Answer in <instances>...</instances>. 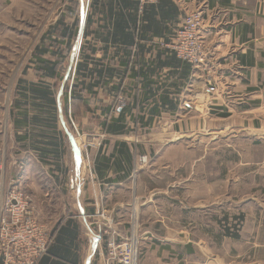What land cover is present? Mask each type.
Here are the masks:
<instances>
[{"label": "crops", "instance_id": "crops-1", "mask_svg": "<svg viewBox=\"0 0 264 264\" xmlns=\"http://www.w3.org/2000/svg\"><path fill=\"white\" fill-rule=\"evenodd\" d=\"M77 1L80 35L76 55L87 41L97 49L95 57L107 54L105 63H120L121 70L125 69L122 64L128 63V71L120 74V95L130 104L135 98L138 103L132 115H124L123 128L116 134L105 131L100 123L106 117L110 119L104 110L115 100L107 86L85 91L89 103L75 114L78 123L72 116L71 98L65 107L66 93L62 96L59 90L54 95L56 120L42 112L44 107L24 103L13 106L11 135L5 136L0 153V174L6 189L20 188L31 198L32 209L48 228L50 244L60 222L77 220L82 230L79 264L83 263L84 233L90 236L84 264H93L100 234L89 219L106 212L118 233L120 223H130L127 218L120 222V210H135L136 195L120 202V189L133 192L138 153L149 156L141 136L150 144L171 140L173 135L180 139L188 128L190 110L208 111L217 122L227 120V128L264 129V0H158L143 5L138 0ZM192 9L203 11L202 36L214 52L218 86L214 95L207 92L202 70L179 58L172 49L177 30ZM119 13L120 34L130 36L131 42L125 36L115 42L103 38L117 30ZM88 19L90 33L85 37ZM116 50L120 55L109 62ZM17 98L16 94L14 100ZM224 112L228 115H222ZM20 113L27 114L28 123L15 126ZM112 114L116 117L119 111L114 107ZM199 122L203 124V120ZM143 129L149 132L142 135L139 130ZM80 138L85 151L81 145L78 153ZM120 149L128 150L130 155L129 163L124 162L122 167ZM167 149L165 156L170 151ZM84 166L87 171L82 177ZM69 193L73 195L74 210L69 207L65 216L60 209H66ZM0 264H4L1 256Z\"/></svg>", "mask_w": 264, "mask_h": 264}, {"label": "rangeland", "instance_id": "rangeland-1", "mask_svg": "<svg viewBox=\"0 0 264 264\" xmlns=\"http://www.w3.org/2000/svg\"><path fill=\"white\" fill-rule=\"evenodd\" d=\"M78 8L77 0H0V153L5 136L11 135L18 82L41 79L32 62L36 46L62 15L72 22ZM48 44L44 46L56 52ZM52 53L46 56L58 60L62 73L73 68L75 50L66 48L59 54L63 59ZM49 81L57 83L62 96L73 82ZM77 113L81 111L73 107L78 123ZM212 116L190 110L180 139L173 135L150 144L141 136L148 160L137 163L133 192L120 189V202L136 195L135 210H120V222L130 220L120 223V236L108 213L89 219L101 237L93 264H123L108 254L110 239L133 240V264H264V129L227 128V120L217 122ZM78 145V153L81 145L85 151L81 138ZM68 195L66 209H60L65 216L74 210L73 195ZM84 236L82 264L90 249V236Z\"/></svg>", "mask_w": 264, "mask_h": 264}, {"label": "trees", "instance_id": "trees-1", "mask_svg": "<svg viewBox=\"0 0 264 264\" xmlns=\"http://www.w3.org/2000/svg\"><path fill=\"white\" fill-rule=\"evenodd\" d=\"M89 23L90 21L88 19L87 27L84 31L85 37L90 33L88 31ZM116 26L117 30L103 37L104 40L108 41L112 39V41L115 42L120 39V36H125L129 38L131 42L132 39L130 36L120 34V13L116 19ZM79 35L78 10L75 11L72 22L68 21L67 16L62 15L58 21L43 34L42 43L36 46L32 57V62L37 65L41 73V79L37 82H27L24 79H20L16 87L18 98L15 100L14 106L18 107L24 103L25 105L31 104L41 108L44 107L42 112L51 114L54 120H56L57 105L54 95L57 83H51L49 81L50 79L58 81L67 78V80H73L66 93L65 107L68 106V97H70L71 105L81 110L83 106L89 103L88 98L85 96V91L92 92L95 87L107 86L110 94H113L115 97L120 95V74H124L128 71V63L122 64L121 67L125 68L124 70L120 69V63H105L107 54L102 58L95 57L97 49L94 48L91 43L89 44V42L84 41L79 49L78 55H76L73 68H67L64 73L57 68L58 60H53L46 56L52 52L47 46H44L45 42H49L48 46L53 45L57 49L56 52L53 51L52 54L59 57V54L63 53L66 48H68L69 51L71 50V52L75 50ZM119 51L120 50H116V52L109 57V62L111 59H115L116 56L120 55ZM63 58L64 56L61 57V59ZM118 61H120V58ZM143 67L144 66H142V69ZM114 79H118V81ZM137 101V98H135L132 104L129 102L125 108L117 110L119 111V115L116 117L112 114L115 105L113 103L109 105L104 112L109 113L110 119L106 117L100 120L104 130L111 134L120 133L123 128L121 122L124 115L126 113L130 115L133 114V109L138 103ZM19 115H21V117H17L14 120L15 126L27 124V114L20 113ZM222 115L227 116L228 113L224 112ZM33 119L37 122L36 116ZM119 156L120 167L123 166L124 162L129 163L130 155L128 150L120 149ZM81 233L82 230L77 220L68 219L64 223L60 222L53 231V242H51V244L49 242L47 251L39 258L37 264H79ZM230 235L232 234L230 233ZM235 236L237 237L238 233H236Z\"/></svg>", "mask_w": 264, "mask_h": 264}, {"label": "built area", "instance_id": "built-area-1", "mask_svg": "<svg viewBox=\"0 0 264 264\" xmlns=\"http://www.w3.org/2000/svg\"><path fill=\"white\" fill-rule=\"evenodd\" d=\"M142 5L158 0H138ZM204 14L201 9L189 10L182 25L177 30L172 49L176 55L201 69L206 80L207 92L214 95L218 92L216 85L217 68L212 48L204 41L202 25ZM116 110L128 105L127 97L119 95L116 99ZM147 155H140L138 163L147 162ZM0 256L4 264H37L39 258L47 251L50 234L31 207V198L20 188L6 189L4 176L0 174ZM101 241V237L99 238ZM108 254L119 256L123 264L134 263L133 240L117 242L108 240ZM103 253V252H101ZM121 256V257H120Z\"/></svg>", "mask_w": 264, "mask_h": 264}, {"label": "water", "instance_id": "water-1", "mask_svg": "<svg viewBox=\"0 0 264 264\" xmlns=\"http://www.w3.org/2000/svg\"><path fill=\"white\" fill-rule=\"evenodd\" d=\"M86 171H87V167L84 166L83 169H82V177L86 174Z\"/></svg>", "mask_w": 264, "mask_h": 264}]
</instances>
